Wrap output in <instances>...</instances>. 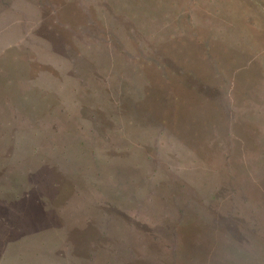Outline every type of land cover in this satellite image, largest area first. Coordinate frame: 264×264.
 I'll return each instance as SVG.
<instances>
[{"label":"rangeland","instance_id":"rangeland-1","mask_svg":"<svg viewBox=\"0 0 264 264\" xmlns=\"http://www.w3.org/2000/svg\"><path fill=\"white\" fill-rule=\"evenodd\" d=\"M0 264H264V0H0Z\"/></svg>","mask_w":264,"mask_h":264},{"label":"trees","instance_id":"trees-1","mask_svg":"<svg viewBox=\"0 0 264 264\" xmlns=\"http://www.w3.org/2000/svg\"><path fill=\"white\" fill-rule=\"evenodd\" d=\"M172 186V185H171ZM153 188H151V187H148V186H145L144 187V192H146V194H147V198L148 199H153V198H155L156 196H158L159 197V194H161V197H164L165 196V191H166V189L165 188H167V187H169V186H167V185H165V187L163 186V185H159V186H152ZM176 192H177V190H175ZM178 196H180L181 197V195H179L178 194ZM212 196V195H211ZM213 197L214 198H216L217 196H216V194H213ZM144 198H145V196H144ZM143 198V199H144ZM197 216V214L196 213H194V215H193V218H195L194 216ZM196 220H197V222L196 223H198V224H194L197 228H199L200 230H203V228L206 226L205 224H203V223H201L200 222V220L199 219H197V218H195ZM211 231H215L216 230V228H213L212 226H211V229H210Z\"/></svg>","mask_w":264,"mask_h":264}]
</instances>
